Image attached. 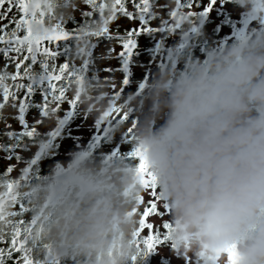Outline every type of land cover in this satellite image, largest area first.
I'll return each instance as SVG.
<instances>
[{"label":"clouds","instance_id":"9594fccd","mask_svg":"<svg viewBox=\"0 0 264 264\" xmlns=\"http://www.w3.org/2000/svg\"><path fill=\"white\" fill-rule=\"evenodd\" d=\"M234 2L264 11V0ZM175 59L180 69L155 70L124 105L131 143L168 205L170 239L207 264H224L230 245L235 264H264V30ZM83 152L33 181L38 237L75 264H126L137 254L140 174L134 160Z\"/></svg>","mask_w":264,"mask_h":264},{"label":"snow or ice","instance_id":"6c2138e0","mask_svg":"<svg viewBox=\"0 0 264 264\" xmlns=\"http://www.w3.org/2000/svg\"><path fill=\"white\" fill-rule=\"evenodd\" d=\"M83 3L89 10L81 13L80 25L69 30L63 24L65 20H73L75 23L71 12L68 11L76 7L71 0H0V21H7L0 23V56L3 58V64L0 65V110L6 106L15 109L14 119L20 125L18 131H13L5 122L6 130L0 135L6 139L0 142V151L6 154V159L14 157L18 162L23 161V167L19 169L16 179L7 178V173L13 168L11 164L6 166L4 175L0 177V264H60V257L54 256L49 246L42 243L38 237V215L34 212L32 204L31 185L33 181L41 178L42 154L45 150L51 153L53 140L60 131L61 104H67L62 112L64 117L73 112L89 115L88 111L78 107L75 94L71 97L66 95L70 85L86 77L97 79L96 71H92L91 76L86 75L92 66L89 60L93 43L89 38L115 40L127 52L134 47L138 33L171 32L182 23L190 25L197 12L203 16L213 7L209 0H172V6L165 19L154 11L155 7L165 6L155 5L153 0H83ZM129 5L132 10H129ZM256 11L254 5L253 11L249 12L250 18H259L264 22V11L255 14ZM94 15L97 18L93 19ZM209 16L214 19L215 14L209 13ZM120 17L137 23L134 27L125 29L123 33L110 32V22H115ZM153 19H159L158 27L150 26ZM68 40L76 42L74 51L69 48ZM107 51L111 54L113 49L109 47ZM61 54L64 55V61L57 66L56 60ZM76 57H80L82 61L79 65L70 62ZM123 59L127 61V56ZM104 70L111 71L108 68ZM126 82L125 79L121 84ZM109 87L112 88L109 106L94 119L95 124L102 129L100 135H110L114 128L126 134L130 147L125 156L127 159L134 158L136 171L140 174L141 187L149 190L151 197L139 213L133 234L139 254L145 247L159 243L161 239L171 240L169 221L162 219L168 213V205L158 193L155 179L147 170L139 149L131 143L130 133L135 125V118L130 116L129 109H124V104L117 102L121 97V88L117 90L114 84ZM37 93L40 100L33 102ZM33 108L37 110L38 118L29 125L26 112ZM0 119H6L2 112ZM45 120H54V127L41 133L37 126L42 125ZM125 121H129L128 126L122 127ZM22 153H29V158H24ZM107 159L108 157H105V160ZM56 165L58 167L59 163ZM141 200L139 194L137 205ZM157 202H162V210L158 209ZM13 205H18L17 211L11 210ZM132 211L136 213L137 208ZM29 212V219L17 218ZM150 214L161 218L158 226L146 222ZM142 230H146L147 234L142 235ZM172 246L176 245L172 242ZM221 251L226 256L225 264H235L234 246H226ZM182 254L186 257L187 264H207L211 259L203 253L196 257ZM136 255L131 259L134 260Z\"/></svg>","mask_w":264,"mask_h":264},{"label":"flooded vegetation","instance_id":"af4514ba","mask_svg":"<svg viewBox=\"0 0 264 264\" xmlns=\"http://www.w3.org/2000/svg\"><path fill=\"white\" fill-rule=\"evenodd\" d=\"M76 5L74 9H68L75 20H65L63 26L66 29L78 27L82 22L81 13L88 11L89 8L83 3V0H71ZM155 5H164L165 7H155L154 11L158 12L161 17L167 19L166 13L172 6V0H153ZM213 5L208 12L200 16L197 12L193 22L189 25L182 23L179 27L171 32L163 33L159 31H148L138 33L134 47L130 51H125L115 40L109 41L104 38H89L93 43L91 46L89 63L92 66L89 68L86 75L91 76L92 71H96L97 79L86 77L84 80L70 85L66 95L71 97L75 94L78 99V107L81 110L88 111L89 115H81L79 113H70L66 117L62 114L66 109L67 104H61L60 113L62 123L57 137L53 140L51 153L45 150L42 154L40 165L42 173L50 166L60 163L68 158L73 151H84L90 155L105 160L111 158L127 159L126 151L130 147L126 134L117 128L112 129L110 135H100L101 130L96 126L94 119L98 114L106 110L109 106L112 88L110 84H114L116 89L121 88V97L118 98L119 103L128 104L134 96H138L144 87L146 80L157 69H162L169 64L180 69L182 64L177 62L175 57H183L187 59L200 58L203 59L209 47H222L226 43L239 40L249 34L250 29L259 28L264 30V24L259 18H250L246 15L244 7L238 5L234 0H209ZM199 7V6H198ZM234 7H241L235 10ZM129 10L131 6L129 5ZM209 13H214V19L210 18ZM97 18L96 15L93 19ZM46 19V18H45ZM7 23V21H0ZM136 21H129L127 18L120 17L115 22H110V32L123 33L130 26H135ZM150 26L158 27L159 19H153ZM11 27V26H10ZM22 34V33H20ZM47 43V42H45ZM63 43V42H61ZM69 48L74 51L76 42L74 40L67 41ZM111 47L113 52L108 53L107 49ZM127 56V61L123 59ZM64 61V55L57 57L56 64ZM74 62L79 65L82 61L80 57H76ZM3 64V58L0 56V65ZM108 68L111 71H105ZM11 70V66L9 67ZM107 78V81H105ZM126 79V83L121 84V81ZM87 84V87H85ZM95 85V87H93ZM142 85V86H141ZM22 94V92H21ZM40 96L37 93L33 97V102H38ZM54 106V105H53ZM129 114L132 115L133 108L129 107ZM0 112L3 113L6 119H0V134L6 129L5 122L10 125V130L18 131L20 125L14 119L16 115L15 109L6 106ZM37 117L35 108L26 112V120L29 125ZM54 127V120H45L42 125L37 126V130L41 133L50 130ZM6 137L0 135V142ZM91 149V150H90ZM5 153L0 151V177L4 175V170L7 165H13L10 172L7 173V178L16 179L19 176V169L23 167V161H16L14 157L5 158ZM24 158H29V153H22ZM134 160V158H128ZM135 161V160H134ZM26 190V189H21ZM141 203L137 205V212L134 214L138 221L139 213L143 211V207L147 201L151 199L149 190L142 189ZM162 202H157L158 209L162 210ZM12 211L18 210V205H13ZM31 213H26L20 219H29ZM162 219L167 220V214ZM160 217L155 214H150L146 218V222L159 225ZM162 231V229H161ZM142 235H146L147 231L142 230ZM42 258V257H41ZM60 264H75V258L64 256L59 258ZM126 264H187L182 252L178 246L173 247L171 240L161 239L159 243H152L145 247L144 250L137 254L135 259H130Z\"/></svg>","mask_w":264,"mask_h":264},{"label":"rangeland","instance_id":"374dc122","mask_svg":"<svg viewBox=\"0 0 264 264\" xmlns=\"http://www.w3.org/2000/svg\"><path fill=\"white\" fill-rule=\"evenodd\" d=\"M240 8H241V7H240ZM240 8H239V7H234L235 10H239ZM244 11H245L246 15H249V12H248V11H246L245 9H244ZM183 256H184V255H183ZM188 256H191V255L188 254ZM223 257H224V264H225L226 256L223 254ZM184 259L186 260V257H185V256H184Z\"/></svg>","mask_w":264,"mask_h":264},{"label":"water","instance_id":"95a60500","mask_svg":"<svg viewBox=\"0 0 264 264\" xmlns=\"http://www.w3.org/2000/svg\"><path fill=\"white\" fill-rule=\"evenodd\" d=\"M264 24V22H262Z\"/></svg>","mask_w":264,"mask_h":264}]
</instances>
